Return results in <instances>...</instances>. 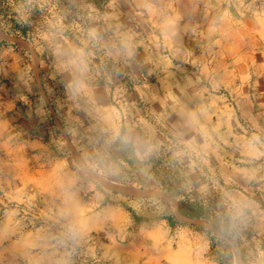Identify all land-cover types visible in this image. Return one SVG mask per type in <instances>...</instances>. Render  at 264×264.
<instances>
[{
  "label": "rangeland",
  "instance_id": "obj_1",
  "mask_svg": "<svg viewBox=\"0 0 264 264\" xmlns=\"http://www.w3.org/2000/svg\"><path fill=\"white\" fill-rule=\"evenodd\" d=\"M62 1L0 30V264H218L185 198L264 264V0Z\"/></svg>",
  "mask_w": 264,
  "mask_h": 264
},
{
  "label": "trees",
  "instance_id": "obj_2",
  "mask_svg": "<svg viewBox=\"0 0 264 264\" xmlns=\"http://www.w3.org/2000/svg\"><path fill=\"white\" fill-rule=\"evenodd\" d=\"M47 7L40 8L39 0H33L32 3L27 5L25 9L29 13V17L23 20L18 13L14 10L20 4H26L24 0H0V30L8 35L21 38L24 41L31 42L37 32L49 31V17L50 12H61L63 1L62 0H43ZM97 9L103 7L107 0H92ZM42 5V4H41ZM43 47V52L47 51L46 43L39 44ZM39 57L42 55L39 53ZM42 79V76L40 75ZM43 90L46 95H49L45 87L44 80L41 81ZM51 100H53L50 97ZM50 131L59 133L57 125L54 120H48ZM60 126L65 129V125L59 120ZM109 179V178H108ZM162 191L169 193L172 197L176 198L178 195L177 188H172L171 185L163 184ZM216 198L206 200H190L185 198L179 200V208L177 212L186 219L199 220L208 225L210 229H205L200 226L192 225L195 230L205 233L211 241V251L218 264H232L233 253L229 243H231L238 251L241 261L245 264V256L241 248L240 239L236 229L232 228L231 220L222 210L216 206Z\"/></svg>",
  "mask_w": 264,
  "mask_h": 264
},
{
  "label": "bare ground",
  "instance_id": "obj_3",
  "mask_svg": "<svg viewBox=\"0 0 264 264\" xmlns=\"http://www.w3.org/2000/svg\"><path fill=\"white\" fill-rule=\"evenodd\" d=\"M108 184H109V188H112V189H121L123 187V186H120V185H117V184H112V183H108ZM233 264H241V260L239 258V255H238L237 251H235Z\"/></svg>",
  "mask_w": 264,
  "mask_h": 264
},
{
  "label": "water",
  "instance_id": "obj_4",
  "mask_svg": "<svg viewBox=\"0 0 264 264\" xmlns=\"http://www.w3.org/2000/svg\"><path fill=\"white\" fill-rule=\"evenodd\" d=\"M232 264H233V262H232Z\"/></svg>",
  "mask_w": 264,
  "mask_h": 264
}]
</instances>
